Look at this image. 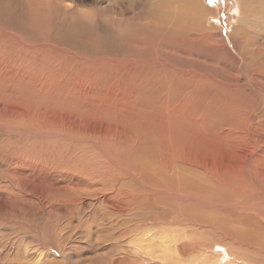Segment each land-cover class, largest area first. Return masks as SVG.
<instances>
[{
    "label": "rangeland",
    "instance_id": "1",
    "mask_svg": "<svg viewBox=\"0 0 264 264\" xmlns=\"http://www.w3.org/2000/svg\"><path fill=\"white\" fill-rule=\"evenodd\" d=\"M153 1L0 0V264H264V214L231 210L264 177L240 0H196L197 30Z\"/></svg>",
    "mask_w": 264,
    "mask_h": 264
},
{
    "label": "bare ground",
    "instance_id": "2",
    "mask_svg": "<svg viewBox=\"0 0 264 264\" xmlns=\"http://www.w3.org/2000/svg\"><path fill=\"white\" fill-rule=\"evenodd\" d=\"M122 1V0H121ZM163 1L164 0H154L152 3H151V5L154 7V8H152L153 9V11L155 10L156 12L158 11L159 13H158V18L161 16V15H163L162 14V11H164V9H163V7H165V5H166V3L165 4H163ZM196 0H173L172 1V6H169V9H168V12H166V14H167V16H169V15H172V20H174L173 22H179L180 20H182V19H185V18H187V17H190L195 23V25L198 27L199 26V24L197 23V21H198V19L199 18H201L203 15H205V14H210V13H208V11H210L209 10V8H205V7H203L202 5H200L199 3H196L195 2ZM179 2V3H178ZM157 5H160L159 7H157ZM171 7V8H170ZM237 7H238V11H239V19H240V22H239V24L236 26V29H235V32L239 35L238 37L240 38V39H242V40H244L245 41V43L247 44V46H248V48H250V50L248 49V51L247 52H244L243 53V58H245L246 60L248 59V58H250V57H257V61H256V64H263L264 63V48H262V47H264V39H263V37L262 38H260V39H263V40H261V44L259 43V45L258 46H256L257 44H258V38H259V36L258 35H255V34H253L252 33V31L251 30H246V29H243V27L241 26L242 24H244V23H247V22H249L248 21V19H249V16L252 14V13H257V14H260L259 16L261 17V11H264V0H240L239 1V4L237 3ZM173 13H175L174 15H173ZM177 13V14H176ZM263 14V13H262ZM132 17V16H131ZM164 17V16H163ZM162 17V18H163ZM262 18V17H261ZM131 19V18H130ZM157 20V19H156ZM158 21V20H157ZM160 21V20H159ZM167 21H169V20H167ZM180 22H182V21H180ZM185 22V21H184ZM264 23V22H263ZM262 25H264V24H262ZM191 27H193L194 28V25L193 26H191ZM196 27V30L197 29H199V27L197 28ZM190 28V27H189ZM250 29H251V27H250ZM208 30H209V28H208ZM234 31V30H233ZM212 32V31H211ZM208 33V32H207ZM260 35V34H259ZM233 36V35H232ZM206 37V36H205ZM237 37V38H238ZM259 39V40H260ZM241 40V41H242ZM221 46V45H220ZM213 47H215V45L213 46ZM224 46H221L220 48H223ZM246 50V49H245ZM240 55H242V54H240ZM235 58V57H234ZM240 58H241V56H240ZM242 58V59H243ZM244 59V60H245ZM240 60V59H239ZM245 60V61H246ZM249 60H251V59H249ZM253 60V59H252ZM237 62V61H236ZM242 62V61H241ZM247 62V61H246ZM245 62V63H246ZM249 62H251L252 64H253V61H249ZM243 64V63H242ZM255 65V64H254ZM245 66H247V65H245ZM250 66H251V64H250ZM251 68V67H250ZM255 78V77H254ZM253 79V78H252ZM258 79V78H257ZM245 80V79H244ZM248 80L251 82L252 80L250 79V78H248ZM254 80V79H253ZM248 81V82H249ZM246 83V82H245ZM256 83H254V84H247L250 88H252L253 90H255V91H259L260 89H259V87L257 86V85H255ZM245 85V84H244ZM243 85V86H244ZM231 88H237V87H231ZM242 88V87H241ZM246 88V87H245ZM250 88H248V89H250ZM248 89H245V90H248ZM235 90V89H234ZM251 90V89H250ZM239 91V90H238ZM252 91V90H251ZM262 90H260V92H261ZM263 96H264V93H263ZM263 102V101H262ZM3 113V112H2ZM216 145V144H215ZM205 152V151H204ZM221 152V151H220ZM236 153H238V152H235V154ZM248 153V152H247ZM208 154V153H207ZM207 154H204V156L205 155H207ZM211 154H212V152H211ZM234 154V153H233ZM209 155V154H208ZM207 155V156H208ZM217 154H215V156H216ZM241 155H244V154H241ZM247 155V154H246ZM207 156H205V157H207ZM212 157H213V155H211ZM220 156V155H219ZM238 156V157H237ZM210 157V156H209ZM208 157V158H209ZM222 157V156H221ZM221 157H219V158H217V160L218 161H220V160H222V158ZM235 157H237V158H234V159H236L237 161H238V159H242V157L240 156V154L238 155H235ZM244 157V156H243ZM216 159V158H215ZM225 159V158H224ZM233 159V160H234ZM231 160H232V158H231ZM228 161V160H227ZM222 162V161H221ZM225 162V161H224ZM243 162V161H242ZM230 164V163H229ZM228 164V165H229ZM240 164V163H239ZM239 164H236V165H239ZM243 164V163H242ZM241 164V165H242ZM223 165V164H222ZM221 165V163L219 164V166H222ZM226 165H227V162H226ZM231 165H233L234 166V163H232ZM231 165H230V168L232 169V167H231ZM252 164H250V162H247L246 163V165H245V167H244V169H245V171H247V173L249 174L248 176H249V178H251L252 179V181L254 182V184H255V186H256V190H257V196L255 197V200H256V202H255V204L253 205V206H251L252 208H251V210L248 208L247 209V207L245 208V207H241V206H244V205H242V203L240 202L239 204H238V202H237V205H236V203L234 204L233 203V205L234 206H231V210H235V209H243L244 211H246L247 213H246V217H247V215L249 214V213H252L253 211H255V213L257 212V213H263L264 214V212L260 209V207H262V205H264V203L263 204H261L260 202H264V177L262 178V179H260V177H258V176H255L254 175V168H253V170H252V166H251ZM240 166V165H239ZM209 167H211V169L209 168ZM208 168L210 169V170H212L211 172H215L214 171V168L216 167V165H211V166H209ZM235 167V166H234ZM225 168V167H224ZM229 168V169H230ZM236 168V167H235ZM230 169V170H231ZM234 169V168H233ZM243 169V168H242ZM240 170H241V167H240ZM216 171H217V169H216ZM217 172H219V171H217ZM231 172H233L232 170H231ZM256 173H257V171H256ZM224 174V173H223ZM230 174V173H229ZM231 176V175H230ZM90 177V176H89ZM219 177V176H218ZM221 177V176H220ZM92 179V178H91ZM99 179V178H98ZM212 179V178H211ZM225 179V178H224ZM95 180V179H94ZM227 180V179H226ZM109 181V180H108ZM221 181H223V180H221ZM193 182V181H192ZM208 182V181H207ZM220 182V181H219ZM253 182H251V183H253ZM221 183V182H220ZM250 183V184H251ZM101 184V183H100ZM104 184V183H103ZM200 184V183H199ZM198 184V185H199ZM201 184H203V183H201ZM229 184H231V183H229ZM228 184V185H229ZM197 185V184H196ZM197 185V186H198ZM89 186H91V185H89ZM200 186V185H199ZM203 186V185H202ZM209 186V185H208ZM23 188H24V186H22ZM210 187V186H209ZM234 187V186H233ZM232 187V188H233ZM112 188V187H111ZM212 188H213V186H212ZM224 188H226L225 186H224ZM32 189V188H31ZM92 189V188H91ZM221 189H222V187H221ZM230 189V188H229ZM236 189V188H235ZM255 189V188H254ZM25 190V189H24ZM33 190V189H32ZM187 190V189H186ZM239 190V189H238ZM240 191H242V190H240ZM247 191V190H246ZM33 192V191H32ZM214 192V191H213ZM223 192V191H222ZM226 192V191H225ZM243 192V191H242ZM35 193V192H34ZM207 193V192H206ZM238 193V192H237ZM248 193H250V192H248ZM213 194V193H212ZM227 194V193H226ZM240 194V193H239ZM239 194H238V196H239ZM244 194V195H243ZM243 194H240V196H241V199H242V201L246 198V196H245V192L243 193ZM17 195V194H16ZM111 195V194H110ZM231 195V194H230ZM231 196H233V195H231ZM236 196V195H235ZM234 196V197H235ZM187 197H192L191 195H189V194H182V198H186L187 199ZM210 197V196H209ZM245 197V198H244ZM174 198V197H173ZM177 198H181V194H179L178 195V197ZM181 198V199H182ZM192 199H195V200H197V201H200L201 200V202L203 201H205L203 198H201L200 196H195V197H192ZM254 200V201H255ZM260 200H263V201H260ZM194 201V200H193ZM196 201V202H197ZM182 202V201H181ZM212 202H214L213 200H212ZM245 202V201H244ZM206 203H209V202H206ZM246 203V202H245ZM3 205H4V203H2ZM248 204V203H247ZM261 204V206L260 207H258L259 205ZM183 205V204H182ZM203 205V204H202ZM27 206V205H26ZM200 206V205H199ZM211 206V205H210ZM210 206H209V208H210ZM195 207V206H194ZM228 207V206H227ZM250 207V206H249ZM264 207V206H263ZM208 208V207H207ZM217 208H219V207H217ZM225 209H226V207H224ZM230 208V207H229ZM228 208V209H229ZM195 209V208H194ZM224 209V210H225ZM259 209V210H258ZM197 210V209H196ZM212 210V209H211ZM230 210V209H229ZM236 211V210H235ZM222 212V211H221ZM228 212V211H227ZM231 212V211H230ZM225 213V212H224ZM238 213H240V212H238L237 211V214ZM230 214V213H229ZM220 216V215H219ZM224 216V215H223ZM249 216V215H248ZM253 216V215H252ZM222 217V216H221ZM233 217V216H232ZM215 218V217H214ZM227 219L231 222V223H235V222H237V221H240L239 219L237 220V218H235V217H233V218H231L230 219V216L229 217H227ZM242 219H243V217H242ZM241 219V220H242ZM253 219V218H252ZM228 220H227V223H230V222H228ZM205 221V220H204ZM226 221V220H225ZM243 221V220H242ZM217 222H218V219H217ZM222 222H224V221H222ZM248 222V221H247ZM253 222V221H252ZM226 223V222H225ZM224 223V224H225ZM249 223V222H248ZM221 224H223V223H221ZM244 224H246V223H244ZM243 224V225H244ZM253 224V223H252ZM236 226V225H235ZM238 226V225H237ZM242 226V225H241ZM246 226V225H245ZM248 226V225H247ZM256 226V225H255ZM228 227V226H227ZM240 227V226H239ZM244 227V226H243ZM234 226H233V228H231V231L233 232V230H234ZM256 228V227H255ZM260 228V227H259ZM245 229V228H244ZM261 229V228H260ZM217 230V229H216ZM246 230H247V228H246ZM253 230H255V229H253ZM257 230V229H256ZM255 230V231H256ZM209 231V230H208ZM252 230H250V232H251ZM262 231V230H261ZM237 232H239V231H237ZM243 232V231H242ZM244 232H245V230H244ZM243 232V234L242 235H245V233ZM250 232H248L247 234H246V236L248 237V234L250 233ZM254 232V231H253ZM147 233V232H146ZM234 233V232H233ZM256 233H258V232H256ZM141 234V233H140ZM210 234H211V232H210ZM252 234V233H251ZM226 235V234H225ZM228 236V235H227ZM233 236V235H232ZM246 236H244L245 238H246ZM252 236L253 237H251V238H255L254 237V235L252 234ZM229 237V236H228ZM237 237V236H236ZM140 238V237H139ZM143 238V237H142ZM230 238H232L231 236H230ZM239 238V237H238ZM258 239H259V237H257ZM229 239V238H228ZM247 239V238H246ZM233 240V239H232ZM231 240V241H232ZM235 240V239H234ZM233 240V241H234ZM251 240H253V239H251ZM255 240V239H254ZM254 240H253V242H254ZM214 241V240H213ZM240 241V240H239ZM246 240L244 239V241L243 242H245ZM249 241V240H248ZM247 241V242H248ZM256 241V240H255ZM260 241V240H259ZM235 242V241H234ZM237 242H238V240H237ZM250 242V241H249ZM252 242V243H253ZM231 244L230 245H232V243L233 242H230ZM240 244H241V241L239 242ZM251 243V242H250ZM138 244H139V242H138ZM171 244V243H170ZM236 244V243H235ZM243 244V243H242ZM241 244V245H242ZM246 244V243H245ZM234 245V244H233ZM232 245V246H233ZM237 245V244H236ZM240 245V246H241ZM253 245H255V244H252V246ZM257 245H259V246H262V244H257ZM257 245H256V248H257ZM249 246H251V245H249ZM162 247H164L163 245H162ZM247 247V246H246ZM255 247V246H254ZM263 247V246H262ZM175 248V247H174ZM232 248H234V247H232ZM237 248V247H236ZM236 248H234V249H236ZM245 248V247H244ZM244 248H243V251H245L244 250ZM249 248V247H248ZM238 249H239V247H238ZM252 249V248H251ZM261 249V248H260ZM264 249V248H263ZM257 250V249H256ZM217 251V250H216ZM223 253H219L218 254V257H220V258H222V260H226L225 262L227 263V264H243V263H241V262H238V261H231V260H229L228 259V248L226 247V246H223ZM239 252H240V250H238ZM237 251V252H238ZM247 251H249V250H247ZM247 251H245V252H247ZM172 252V251H171ZM241 252H242V250H241ZM251 252V251H250ZM249 252V253H250ZM258 252V251H257ZM178 253V252H177ZM259 253V252H258ZM241 254V253H240ZM260 254V253H259ZM199 256V255H198ZM250 256V255H249ZM240 257L242 258V256L240 255ZM239 257V259H241ZM260 257V256H259ZM264 259V258H263ZM203 260V259H202ZM260 260H261V258H260ZM259 260V261H260ZM253 262H256L255 260L253 261ZM263 262V261H262ZM207 263V262H206ZM259 263V262H258ZM208 264V263H207ZM261 264V263H260Z\"/></svg>",
    "mask_w": 264,
    "mask_h": 264
}]
</instances>
